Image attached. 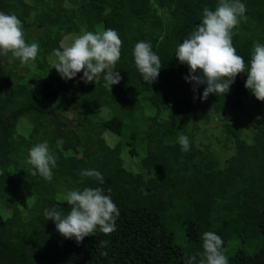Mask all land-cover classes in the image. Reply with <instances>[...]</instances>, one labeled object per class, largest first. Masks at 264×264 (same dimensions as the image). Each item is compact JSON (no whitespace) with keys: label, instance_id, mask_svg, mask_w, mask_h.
Here are the masks:
<instances>
[{"label":"trees","instance_id":"1","mask_svg":"<svg viewBox=\"0 0 264 264\" xmlns=\"http://www.w3.org/2000/svg\"><path fill=\"white\" fill-rule=\"evenodd\" d=\"M38 1L0 0V11L22 21L26 42L39 45L27 63L0 54V264H183L186 255L199 260L205 231L222 238L229 264H264V121L247 133L234 111L255 98L244 87L247 74L225 95L201 100L206 85L194 92L184 79L188 66L175 57L204 7L214 9L218 0ZM243 2L232 42L247 66L254 42L264 43V0ZM98 25L117 30L122 41L120 59L105 70L122 76L111 90L102 78L85 84L82 72L65 81L48 60L66 35L97 32ZM30 26L41 28L36 37ZM139 40L160 57L152 84L134 63ZM210 128L219 133L200 137ZM104 132L119 139L111 145ZM179 135L188 137V151ZM44 140L56 157L50 180L25 162ZM82 169L98 170L103 184L82 178ZM85 186L105 189L120 215L114 231L77 243L43 212L53 205L68 212L66 193Z\"/></svg>","mask_w":264,"mask_h":264},{"label":"clouds","instance_id":"2","mask_svg":"<svg viewBox=\"0 0 264 264\" xmlns=\"http://www.w3.org/2000/svg\"><path fill=\"white\" fill-rule=\"evenodd\" d=\"M246 13L243 0H218L214 9L204 7L199 24L194 26L186 38L175 49V57L188 66L186 82L193 83V91L199 85L204 87L200 99L209 94H226L238 74L246 73L244 87L259 101H264V43L254 42L251 58L246 66L243 56L237 54L232 42L233 29ZM121 38L117 30L106 28L100 32L85 31L71 43L53 50L56 57L54 69L61 79L67 81L82 72L80 80L85 84L102 78L104 87L112 89L122 80L119 71H105L120 59ZM39 51L36 42L27 43L22 21L14 13L0 11V54L10 52L21 63L35 60ZM134 63L145 82L151 84L161 71V61L153 51L151 42L139 40L133 47ZM194 98H196L194 96ZM177 141L181 151L189 150V139L179 135ZM58 138L56 145L62 146ZM32 166L34 175L45 180L52 178L56 166L55 153L47 140L32 145L25 161ZM80 176L94 177L103 184V176L96 169H82ZM110 193V190H108ZM64 200L69 211L61 214L57 205L44 209V216L52 220L56 230L66 239L77 243L97 230L108 234L115 230L119 209L111 195L102 187H88L70 190ZM200 258L186 255L183 264H229L222 247V238L213 231L202 233ZM106 242L101 241V244Z\"/></svg>","mask_w":264,"mask_h":264},{"label":"rangeland","instance_id":"3","mask_svg":"<svg viewBox=\"0 0 264 264\" xmlns=\"http://www.w3.org/2000/svg\"><path fill=\"white\" fill-rule=\"evenodd\" d=\"M37 3H39V1L37 0ZM40 5V3H39ZM97 32H100V31H103V26L102 25H98L97 26ZM30 34L33 36V37H36L39 32L41 31V28H37L35 26H30ZM80 35V33H75V34H68L66 35L62 41H61V44L66 47L68 46L71 41L76 37ZM48 60H49V63L50 65L54 66L55 62H56V57L54 54H50L48 56ZM113 66V65H112ZM110 66V68L112 67ZM263 105H261L262 107H258V101L256 98H254L253 100H251L250 102L246 103V105L244 107H240V108H237L235 109L234 111H236V118L239 119V121L241 122H244L245 125L247 126L246 128V132L247 133H251V129L254 128V123L257 122V121H264V101H262ZM231 111V110H229ZM104 114H108V110H104ZM220 121V119H217L214 123ZM203 131H201L200 133V137L203 136V133H212V132H216L219 133V129H215V128H210V129H202ZM209 130V131H208ZM103 135L107 138V140L109 141V143L111 145H114V143L119 139V137H116L115 135H111L110 133L108 132H104ZM130 156L127 157V159H129ZM135 164V163H134ZM133 164V165H134ZM118 203V201H117ZM15 210V209H14ZM12 210V211H14ZM58 211L61 212V214H66L67 213V210H64V208L60 207L57 209ZM3 211L8 214L11 210L8 209V208H3ZM20 211L17 209L16 210V214H19ZM48 222L52 223L54 226V222L52 220H48ZM244 233H246V231L244 230Z\"/></svg>","mask_w":264,"mask_h":264},{"label":"bare ground","instance_id":"4","mask_svg":"<svg viewBox=\"0 0 264 264\" xmlns=\"http://www.w3.org/2000/svg\"><path fill=\"white\" fill-rule=\"evenodd\" d=\"M17 2V1H16ZM47 3V2H46ZM49 8V7H48ZM52 10V9H51ZM60 12V11H59ZM62 12V11H61ZM53 13V12H52ZM64 13V12H63ZM40 14V13H39ZM59 14V13H58ZM62 14V13H61ZM70 14V13H69ZM68 14V15H69ZM72 15V14H71ZM88 15V14H87ZM158 17L160 18V16L158 15ZM251 18V17H250ZM73 19V18H72ZM151 19V18H150ZM40 20V19H39ZM62 20H63V18H62ZM65 20V19H64ZM89 20V19H88ZM164 20V19H163ZM68 21V20H67ZM159 21V20H158ZM161 21H162V19H161ZM66 22V21H65ZM160 22V21H159ZM26 23V22H25ZM74 23V22H73ZM149 23H151V22H149ZM259 24V23H258ZM138 25V24H137ZM149 25V24H148ZM252 25V24H251ZM256 25V24H255ZM63 26V25H62ZM153 26V25H152ZM76 28V27H75ZM153 29V28H152ZM88 31V30H87ZM147 32H149V31H147ZM152 32V31H151ZM64 33H65V30H64ZM149 34V33H148ZM150 35V34H149ZM165 35V34H164ZM146 39V38H145ZM26 40V39H25ZM28 43V42H27ZM155 46V45H154ZM160 58V57H159ZM29 64V63H28ZM42 67V66H41ZM129 67V66H128ZM180 67V66H179ZM34 68V67H33ZM128 69V68H127ZM40 70H42V69H40ZM14 71V70H13ZM186 71V70H185ZM137 73V72H136ZM177 75V74H176ZM181 75V74H180ZM15 77V76H14ZM33 78V77H32ZM180 78V77H179ZM100 80V79H99ZM159 81V80H158ZM95 82V81H94ZM165 82V81H164ZM30 83V82H29ZM71 83H73V82H71ZM157 83V82H156ZM32 84V83H31ZM75 85H76V83H75ZM160 85V84H159ZM66 86V85H65ZM30 87H32V86H30ZM41 88V87H40ZM189 88V87H188ZM67 89V88H66ZM69 89V88H68ZM149 89V88H148ZM177 90V89H176ZM88 91H90V90H88ZM32 92V91H31ZM34 92V91H33ZM168 92H170V91H168ZM71 94V93H70ZM158 94V93H157ZM65 95H66V93H65ZM142 96V95H141ZM67 97V96H66ZM65 97V98H66ZM158 97V96H157ZM161 97V96H160ZM43 98V97H42ZM162 98V97H161ZM160 98V99H161ZM44 99V98H43ZM64 99V98H63ZM157 99H159V98H157ZM223 99V98H222ZM27 100H28V98H27ZM26 100V101H27ZM25 101V102H26ZM34 101V100H33ZM33 101H32V103H33ZM74 101V100H73ZM35 102V101H34ZM100 102V101H99ZM61 103V102H60ZM91 103V102H90ZM161 103H162V101H161ZM73 104V103H72ZM83 104V103H82ZM136 104V103H135ZM155 104V103H154ZM203 104V103H202ZM74 105V104H73ZM77 105V104H76ZM85 105V104H84ZM134 105V104H133ZM88 106V105H87ZM158 106V105H157ZM90 107V106H89ZM123 107V106H122ZM128 107V106H127ZM186 107V106H185ZM188 107V106H187ZM39 108V107H38ZM135 108H136V106H135ZM150 109H151V107H149ZM127 109V108H126ZM126 112V111H125ZM191 112V111H190ZM98 114V113H97ZM158 114V113H157ZM99 116H100V114H99ZM98 116V117H99ZM199 116V115H198ZM95 117H97V116H95ZM200 117V116H199ZM105 118V117H104ZM153 118H155V117H153ZM152 119V118H151ZM224 119V118H223ZM168 121V120H167ZM152 122V121H151ZM189 123V122H188ZM90 125V124H89ZM158 126V125H157ZM163 129H166V127L165 128H163ZM159 130V129H158ZM159 133V132H158ZM207 136V135H206ZM206 138V137H205ZM211 143V142H210ZM212 145V144H211ZM104 171H105V169H103ZM131 176V175H130ZM142 176V175H141ZM132 177H134L133 175H132ZM138 177V176H137ZM142 178V177H141ZM139 179V178H138ZM139 182H140V180H139ZM262 185V184H261ZM159 189V188H158ZM159 192H161V191H159ZM153 193V192H152ZM152 195V194H151ZM156 196V195H155ZM150 197V196H149ZM158 197V196H157ZM161 197V196H160ZM164 200H165V198H164ZM159 201V200H158ZM157 201V202H158ZM174 203V202H173ZM159 204V203H158ZM157 206V205H156ZM164 211V210H163ZM208 213V212H207ZM203 214H205V212L203 213ZM216 214V213H215ZM221 214V213H220ZM206 215V214H205ZM218 215V214H217ZM211 216V215H210ZM204 217V216H203ZM208 218V217H207ZM210 219V218H209ZM190 220V219H189ZM249 233V232H248Z\"/></svg>","mask_w":264,"mask_h":264}]
</instances>
